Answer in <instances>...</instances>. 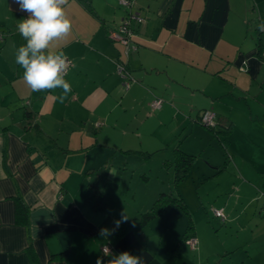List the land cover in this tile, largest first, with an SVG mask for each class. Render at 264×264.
<instances>
[{"label": "crops", "instance_id": "0c3cea01", "mask_svg": "<svg viewBox=\"0 0 264 264\" xmlns=\"http://www.w3.org/2000/svg\"><path fill=\"white\" fill-rule=\"evenodd\" d=\"M121 1L68 0L72 28L55 50L71 63V92L60 102L61 89L37 92L24 82L15 57L26 44L17 25L27 13L16 0H0V264H96L112 259L104 247L144 264H264V241L238 231L225 242L217 234L237 219L233 195L200 208L193 220L185 193L194 186L180 185L191 176L199 188L202 178L235 168L233 182L218 183V191H262L255 212L264 213V184L242 164L234 137L264 129V0H136L131 12L144 22L134 25L128 50L109 36L130 11ZM120 66L130 75L128 88ZM155 100L163 102L157 111ZM204 111L215 115L214 129L200 123ZM119 150L158 153L155 169L134 173ZM178 152L193 162L201 154L206 164L195 171L191 164L176 181ZM88 188L101 192L103 212L88 203ZM161 195L184 205L167 203L141 223ZM16 199L27 209L25 221L16 217ZM189 223L194 248L184 240ZM101 229L112 234L102 237Z\"/></svg>", "mask_w": 264, "mask_h": 264}, {"label": "clouds", "instance_id": "9594fccd", "mask_svg": "<svg viewBox=\"0 0 264 264\" xmlns=\"http://www.w3.org/2000/svg\"><path fill=\"white\" fill-rule=\"evenodd\" d=\"M19 10L27 13V18L21 19L17 29L25 45L18 48L16 63L23 68V80L32 91H49L61 89L59 96L63 102L71 92V85L65 79L69 61L62 51H56L59 42L71 31L72 24L66 13L68 0H16ZM264 31V22L258 25ZM122 221H116L118 228ZM109 229H101L100 235L108 237ZM104 255H112L105 262L98 257L96 264H144L142 257L124 251L113 255L105 247Z\"/></svg>", "mask_w": 264, "mask_h": 264}, {"label": "rangeland", "instance_id": "374dc122", "mask_svg": "<svg viewBox=\"0 0 264 264\" xmlns=\"http://www.w3.org/2000/svg\"><path fill=\"white\" fill-rule=\"evenodd\" d=\"M252 90H253V94L255 95L259 91V88L257 85H254ZM242 100L246 102V98H243ZM260 100L261 102H264V92H262V96L260 97ZM249 135L250 136L246 137L245 134L241 133L238 130H236L234 133V137H236V139L238 137L240 138L239 142L236 140L238 150H240L241 152L239 159L242 160L243 158L244 161L242 162V164L251 167L255 173H258L256 174L259 177L257 182L259 185H261L264 184V129H261V131L258 129L256 131L253 130V132H250ZM135 151H141V150L137 149ZM124 152L126 151L119 150V161H120V157L123 160H125V161H121V164L124 166L128 165L131 169H135L134 173L139 174L144 167L147 170H150L151 168L155 169L154 163L159 155L158 153L153 155L151 154V156L149 157L147 156L144 157L143 155L137 152L135 153H124ZM232 158L234 159V163L237 162L238 164H240V161L234 158V155H232ZM226 162L228 163L230 161L227 160ZM199 163L206 164V159L201 154L198 155L196 162L192 161L191 163L193 166L191 167L194 168V171L199 167L200 165ZM234 163L231 162V165L233 166ZM237 163L236 165L238 166ZM158 168L159 166L157 167V169ZM191 173L192 172H190L189 174L191 175ZM237 174L238 171L235 168L234 170L230 168L224 171L223 173H219L220 176L217 174L215 175L216 177H212L211 179H208L207 177L202 178L203 180L200 181L199 188H197L194 184L191 183V181L189 180L191 176H189V178H187L186 180L187 182H184V184L180 183V185L181 184L185 185V187L187 185L189 187L194 186V188L188 189V191H186L185 193L186 205L191 213V217L193 218V220L194 219L198 220L199 214L197 211L200 208L201 209L204 208V210L205 208H207V210H211L212 205L214 206L216 205V203L221 204L228 199L229 195L230 196L233 195L234 198L231 199L230 207L234 211V214H236L237 219L234 220L232 222V225L230 226L229 223L226 224L225 228H223V226H220L222 227V229L217 231L219 238L225 240V242H228L230 241V239L235 238L234 236H236V234L239 231V232H243L242 234L239 235L240 238L246 237L248 236V234H250L251 237L254 238V240L264 241V223H259L257 227L255 226L256 225L255 222H259V221L264 222V213H262V216L260 217L255 212V209L257 207L256 204H258L257 199L261 198L262 191H251L250 189H246L244 195H238L237 194L238 190L237 191L233 190L234 192L233 193L231 189L229 190V188L226 189L228 190L227 194L223 193V191H218L219 188L218 183H220V187L224 186L225 188V186L228 185V180L230 179L231 182H233V179ZM250 177L252 178L251 175ZM253 177L254 179H256L255 175H253ZM172 183L174 187V177L172 179ZM213 186L215 187V190H212ZM110 188L113 189L114 186H110ZM262 188H264V186H262ZM122 192L124 194H128V197L126 198L127 201L132 200L131 198L132 194L130 195L129 193L125 192L123 189ZM114 196L115 195H113V197ZM113 197L111 196L110 198L115 200L116 197L115 198ZM216 222L218 224L219 221ZM245 224H249V225L251 224V226H249V230H248V226Z\"/></svg>", "mask_w": 264, "mask_h": 264}, {"label": "trees", "instance_id": "16d2710c", "mask_svg": "<svg viewBox=\"0 0 264 264\" xmlns=\"http://www.w3.org/2000/svg\"><path fill=\"white\" fill-rule=\"evenodd\" d=\"M141 17V16H140ZM144 19V18H143ZM215 127H208V129H214ZM227 130L225 132H228L229 127L226 128ZM176 176H175V180L179 181L181 180L184 175L187 173V171L189 170L190 166H191V161L192 158L182 154L180 152L177 153L176 156ZM86 195H87V199H88V203L90 205H92L93 209L96 212H103L105 209V202L103 199V196L101 194V192L98 189H92V188H88L86 190ZM176 203L178 206H183L184 204L182 203V201L176 197H169L166 195H161L154 203L152 209L141 215V223L144 222H148L150 221L152 218L158 216L163 207L167 204V203ZM15 214L16 217L19 218L21 217L23 219V221H25L27 219V209L24 205V203L19 200L16 199L15 200ZM193 227L192 224L189 223L187 231H186V235L184 237V240H188L189 238L192 237L193 235Z\"/></svg>", "mask_w": 264, "mask_h": 264}, {"label": "built area", "instance_id": "2783aa9c", "mask_svg": "<svg viewBox=\"0 0 264 264\" xmlns=\"http://www.w3.org/2000/svg\"><path fill=\"white\" fill-rule=\"evenodd\" d=\"M136 0H122L120 2V5L127 9L130 10L128 12V15L124 19V21L121 23V25L117 28L116 31L111 33L109 36L114 42H118L126 47L128 50L131 48V43H132V38L134 36V25L142 24L144 22V19L140 17L138 14L131 12V9L135 6ZM4 37L3 35L0 34V42H3ZM71 67V63H69V68ZM119 74L123 78L125 86L128 88L129 83H127V80H130V75L126 69H123V67H119ZM162 101L161 100H155L152 104V109L157 110L162 106ZM200 123L205 126L206 128L208 127H215L217 125L216 123V117L215 115L210 112V111H204L201 113L200 118H199ZM213 214L216 218L224 220V214L221 210H214ZM187 244L190 245L192 248L196 246V241L193 238H189L187 241ZM105 248V247H104ZM103 248V249H104ZM109 249V247H107ZM102 249V253L104 254ZM110 250V249H109ZM111 252V251H110Z\"/></svg>", "mask_w": 264, "mask_h": 264}]
</instances>
